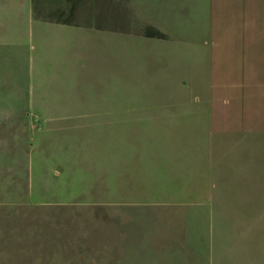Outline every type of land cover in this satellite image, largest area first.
Returning <instances> with one entry per match:
<instances>
[{
    "label": "rangeland",
    "instance_id": "rangeland-1",
    "mask_svg": "<svg viewBox=\"0 0 264 264\" xmlns=\"http://www.w3.org/2000/svg\"><path fill=\"white\" fill-rule=\"evenodd\" d=\"M2 2L0 264H127L130 231L151 211L146 260L184 264L164 247L179 208L137 204L182 200L198 167L199 207L242 229L264 199V92L219 99L208 40L131 24L93 29L68 53L34 38L36 15L1 13L24 0Z\"/></svg>",
    "mask_w": 264,
    "mask_h": 264
},
{
    "label": "crops",
    "instance_id": "crops-1",
    "mask_svg": "<svg viewBox=\"0 0 264 264\" xmlns=\"http://www.w3.org/2000/svg\"><path fill=\"white\" fill-rule=\"evenodd\" d=\"M95 1L24 0L19 6H7L1 13L9 16L23 12L30 21L36 15L34 38L55 42L68 53L70 42L92 40L93 29L109 27L118 34L131 24L150 28L177 42L187 39L199 44L208 40L213 92L219 99L229 102L230 97L241 94L251 99L253 92H264V0H103L97 5ZM0 7H5L4 2ZM96 22L104 24L98 26ZM0 27L6 28V21ZM65 60L72 59L70 56L60 59ZM237 78L243 79L244 86L236 85ZM194 175L197 182L182 200L165 203L147 198L149 203L143 199L137 204L161 210L179 208L178 230L167 231L174 236L165 244L166 250L170 248L168 251L175 253L182 249L184 264H199V259H204L203 264H264V214L253 212L264 199L250 202L249 209L243 212L247 216L238 221L242 229H235L234 219L228 222L227 218L219 217L218 207H199V167ZM145 216L151 218L154 214L151 211L141 216L140 222L133 221L136 229L130 231L133 244L127 251L133 260L127 264H158L146 260L145 255L152 253L150 238L155 232L146 227ZM120 261L119 258L117 262Z\"/></svg>",
    "mask_w": 264,
    "mask_h": 264
},
{
    "label": "trees",
    "instance_id": "trees-1",
    "mask_svg": "<svg viewBox=\"0 0 264 264\" xmlns=\"http://www.w3.org/2000/svg\"><path fill=\"white\" fill-rule=\"evenodd\" d=\"M155 35H156V36H161V34H160V33H155Z\"/></svg>",
    "mask_w": 264,
    "mask_h": 264
}]
</instances>
